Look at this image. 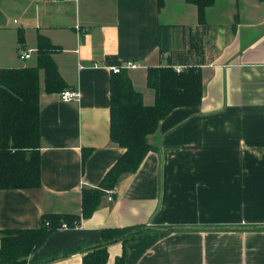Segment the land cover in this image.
Masks as SVG:
<instances>
[{"label": "crops", "instance_id": "obj_1", "mask_svg": "<svg viewBox=\"0 0 264 264\" xmlns=\"http://www.w3.org/2000/svg\"><path fill=\"white\" fill-rule=\"evenodd\" d=\"M207 22L204 30L186 0H167L161 11L157 0H0V70L35 66L42 35L62 48L58 70L80 92L76 102L41 94L42 185L0 190V230L36 229L44 214L80 215L83 189L97 187L125 152L110 139V58L139 66L129 76L153 105L147 71L166 64L159 29L172 25L175 66H201L204 81L202 104L160 122L148 137L153 151L112 200L51 233L31 260L96 244L104 229L136 227V238L108 245L107 264L124 252L125 264H264V2L216 0ZM28 50L33 57L22 60ZM84 255L48 264H83Z\"/></svg>", "mask_w": 264, "mask_h": 264}, {"label": "trees", "instance_id": "obj_2", "mask_svg": "<svg viewBox=\"0 0 264 264\" xmlns=\"http://www.w3.org/2000/svg\"><path fill=\"white\" fill-rule=\"evenodd\" d=\"M167 0H157L158 8L164 9ZM264 2V0H259ZM198 7V22L207 28L208 8L216 0H186ZM175 26L162 25L159 29L161 58L165 65L150 66L146 83L154 91L155 103L147 106L127 70L111 71L110 84V139L121 149L122 156L110 168L101 183L82 191V212L80 215L50 213L42 216V223L36 229L0 230V264H48L73 254L84 253L83 264H107L108 245L111 242L136 238L141 228H110L102 231V239L96 244L81 246L53 255L46 259L31 260L30 257L51 236L65 224L76 228L82 219L90 218L124 175L136 174L141 164L153 151L148 137L155 134L159 124L172 111L181 108H196L204 99V81L201 66L183 65L178 72L172 58V32ZM196 35V34H195ZM24 32L20 31L18 41L25 48ZM193 40V37L191 38ZM37 63L35 66L0 70V190H35L42 185L41 160V94H61L69 85L58 70L54 54L62 48L55 46L42 35L37 37ZM199 45V44H198ZM200 46L197 47L199 49ZM109 66L121 68L123 62L110 58ZM43 73V85H42ZM91 149L84 148L85 163ZM264 229V227H261ZM240 229V228H238ZM259 229V228H254ZM127 253L116 259V264H125Z\"/></svg>", "mask_w": 264, "mask_h": 264}, {"label": "built area", "instance_id": "obj_3", "mask_svg": "<svg viewBox=\"0 0 264 264\" xmlns=\"http://www.w3.org/2000/svg\"><path fill=\"white\" fill-rule=\"evenodd\" d=\"M39 1H45V0H39ZM33 50H28V51H22L20 52L19 56L22 60H30L33 56ZM137 67H139L136 63H132V62H124L121 65V68L117 67V66H110L111 71H113L114 73H120L122 69H125L127 71L130 70H135ZM186 67L184 66H180V67H176V70L178 72L184 70ZM80 97V92L79 90H72V89H66L64 91H62V93L60 94V99L65 101V102H76L77 100H79ZM112 195H113V191H109L107 197L108 200H112ZM65 228H69L66 224L62 227V229Z\"/></svg>", "mask_w": 264, "mask_h": 264}]
</instances>
